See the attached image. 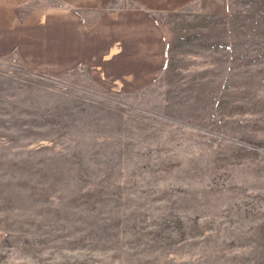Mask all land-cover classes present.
Wrapping results in <instances>:
<instances>
[{"label": "rangeland", "instance_id": "obj_1", "mask_svg": "<svg viewBox=\"0 0 264 264\" xmlns=\"http://www.w3.org/2000/svg\"><path fill=\"white\" fill-rule=\"evenodd\" d=\"M148 15L166 57L143 88L0 57V264H264V0Z\"/></svg>", "mask_w": 264, "mask_h": 264}, {"label": "crops", "instance_id": "obj_2", "mask_svg": "<svg viewBox=\"0 0 264 264\" xmlns=\"http://www.w3.org/2000/svg\"><path fill=\"white\" fill-rule=\"evenodd\" d=\"M187 1L137 0L140 10L95 16L89 8L0 0V57L16 53L47 75L65 72L84 58L90 73L108 90L143 88L166 57L164 35L148 14L174 11Z\"/></svg>", "mask_w": 264, "mask_h": 264}]
</instances>
